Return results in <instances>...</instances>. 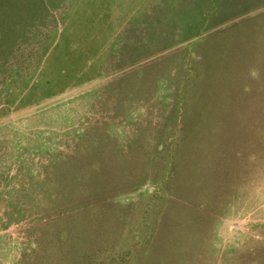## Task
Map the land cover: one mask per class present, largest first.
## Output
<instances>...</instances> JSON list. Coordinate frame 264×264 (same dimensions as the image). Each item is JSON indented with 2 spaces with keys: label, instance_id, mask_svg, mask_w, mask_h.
<instances>
[{
  "label": "rangeland",
  "instance_id": "1",
  "mask_svg": "<svg viewBox=\"0 0 264 264\" xmlns=\"http://www.w3.org/2000/svg\"><path fill=\"white\" fill-rule=\"evenodd\" d=\"M0 264H264V0H0Z\"/></svg>",
  "mask_w": 264,
  "mask_h": 264
}]
</instances>
